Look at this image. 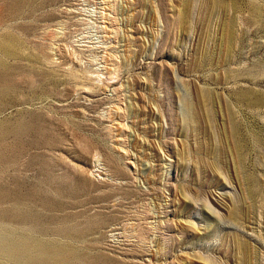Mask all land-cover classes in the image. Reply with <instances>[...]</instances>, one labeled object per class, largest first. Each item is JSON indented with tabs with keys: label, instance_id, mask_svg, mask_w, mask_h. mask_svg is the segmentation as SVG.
I'll return each mask as SVG.
<instances>
[{
	"label": "rangeland",
	"instance_id": "1",
	"mask_svg": "<svg viewBox=\"0 0 264 264\" xmlns=\"http://www.w3.org/2000/svg\"><path fill=\"white\" fill-rule=\"evenodd\" d=\"M31 258L264 264V0H0V264Z\"/></svg>",
	"mask_w": 264,
	"mask_h": 264
},
{
	"label": "bare ground",
	"instance_id": "2",
	"mask_svg": "<svg viewBox=\"0 0 264 264\" xmlns=\"http://www.w3.org/2000/svg\"><path fill=\"white\" fill-rule=\"evenodd\" d=\"M16 215H17V217L21 218L24 222L27 221V220H32L33 219V217L30 214H28V213H18ZM2 248L5 249V250L7 249V247H5V246H3ZM8 250L10 251L9 248H8ZM22 252L23 251H17L16 252L17 254H14V253L10 252L9 255L12 256L13 259H18V258L23 257L24 254ZM27 264H49V263L47 261H42L41 259L31 258V259L28 260Z\"/></svg>",
	"mask_w": 264,
	"mask_h": 264
}]
</instances>
